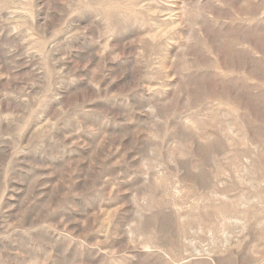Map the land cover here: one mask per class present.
Masks as SVG:
<instances>
[{
	"label": "rangeland",
	"instance_id": "374dc122",
	"mask_svg": "<svg viewBox=\"0 0 264 264\" xmlns=\"http://www.w3.org/2000/svg\"><path fill=\"white\" fill-rule=\"evenodd\" d=\"M0 264H264V0H0Z\"/></svg>",
	"mask_w": 264,
	"mask_h": 264
}]
</instances>
